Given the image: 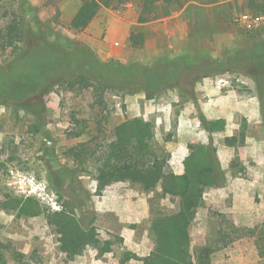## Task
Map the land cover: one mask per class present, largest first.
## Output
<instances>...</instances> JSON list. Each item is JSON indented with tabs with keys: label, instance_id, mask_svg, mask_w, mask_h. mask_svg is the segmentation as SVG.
I'll return each mask as SVG.
<instances>
[{
	"label": "rangeland",
	"instance_id": "obj_1",
	"mask_svg": "<svg viewBox=\"0 0 264 264\" xmlns=\"http://www.w3.org/2000/svg\"><path fill=\"white\" fill-rule=\"evenodd\" d=\"M27 1L33 7L29 19L36 15L58 35L46 47H35V56L49 50L64 54L67 49L66 55L76 56L80 44L102 62L153 67L180 59L224 60L264 38V0H184V6L172 8L169 17L149 23H138L140 10L134 3L119 10L101 7L83 31L70 26L78 0ZM17 4L18 0L0 2L10 17L18 11ZM124 23L129 26L128 38L121 34ZM8 60L0 58V66L8 69ZM19 68L4 71L0 81L19 82L23 78ZM195 78L192 92L169 89L152 98L110 90L105 105L99 107L83 78L59 74L42 96L47 108L42 127L24 111L0 104V163L6 165L0 170V243H11L30 264H120L125 252L148 257L155 248L150 236L153 216L176 213L178 200L163 198L160 189L145 192L129 183L98 193L91 173L94 163H85L80 154L85 146L91 152L106 148L118 125L141 117L153 124V146L168 157V169L176 174L184 172L193 147L212 143L217 148L224 181L205 194V205L190 227L192 250L199 253L216 244L223 230L228 235L226 247L213 255L212 264H264V107L256 84L231 71ZM209 120H225V130L209 132L204 125ZM72 132L83 133L72 138ZM76 152L81 156L73 155ZM66 166L78 172L87 190L80 205L71 206L72 212L85 226H91L94 218L100 240L114 243L112 253L100 257L97 250L86 247L69 258L44 216L19 218L4 206L7 196H33L46 210L62 211L68 198L49 185L48 177L50 168L60 171ZM7 259L14 264L11 255Z\"/></svg>",
	"mask_w": 264,
	"mask_h": 264
},
{
	"label": "trees",
	"instance_id": "obj_2",
	"mask_svg": "<svg viewBox=\"0 0 264 264\" xmlns=\"http://www.w3.org/2000/svg\"><path fill=\"white\" fill-rule=\"evenodd\" d=\"M78 1L80 6L70 23L71 28L77 31L87 29L101 7L119 10L134 3L140 10L138 23H149L169 17L172 8L182 7L185 3L184 0ZM17 5L18 11L13 17H10L6 7L0 6V58H9L8 69L0 66V77L4 71L11 72L20 67L23 78L22 81L8 84L0 81V104L31 115L38 127H42L47 118L42 96L49 92L55 76L59 74L66 76V79L76 76L83 78L92 88L96 103L102 107L105 105V94L110 90L145 93L150 98L169 89L192 92L198 81L196 75L213 76L231 71L255 82L256 95L264 107V38L224 60L212 57L180 59L175 62L165 61L153 67L139 63L125 66L114 61L102 62L88 47L80 44L76 56H73L75 53L66 55L69 52L67 49L64 54L49 50L36 57L33 53L35 47H46L50 38H57L58 35L36 15L29 19L28 13L33 7L27 0H18ZM64 56H68L70 62H66ZM28 67H32L31 71ZM204 125L211 133L223 132L226 128L225 120H209ZM82 133L72 132L69 137H80ZM153 140V124L136 117L115 128L114 141L106 148L100 147L96 152H91L85 146L87 150L80 152L85 163L90 160L94 163L91 173L97 182L98 193L117 183H129L139 185L145 192L160 189L163 198L178 200L176 213L167 215L159 212L152 218L150 236L155 242L153 252L144 258L125 252L120 264L132 260L143 264H212L213 255L226 247L228 235L221 230L216 244L206 245L199 253H195L189 232L199 210L205 205L206 192L224 181L217 148L212 143L193 147L185 160L184 172L176 174L168 169V157L155 150ZM77 154L81 156L79 152L73 155ZM2 169H6V165L0 163ZM49 170V185L59 195L68 198L62 211L53 213L46 210L33 196H7L4 206L19 218L44 216L49 226L60 236L61 252L69 258L75 257L86 247L97 250L100 257L112 253L114 243L111 240H100L93 227L94 218L89 222L91 226H85L71 210L80 205L82 197L87 196L78 172L68 166L60 171H52V168ZM219 243L224 245L220 246ZM7 254L12 256L14 264H30L11 243H0V264H10Z\"/></svg>",
	"mask_w": 264,
	"mask_h": 264
},
{
	"label": "crops",
	"instance_id": "obj_3",
	"mask_svg": "<svg viewBox=\"0 0 264 264\" xmlns=\"http://www.w3.org/2000/svg\"><path fill=\"white\" fill-rule=\"evenodd\" d=\"M226 1H231V0H224L223 2H226ZM247 2H248V0H247ZM254 6H252L251 8H253ZM253 10V9H252ZM263 14H264V12H263ZM91 24H93V22L91 23ZM91 24H90V26H91ZM124 31L121 33V34H123V36L125 37V38H128L129 37V26H128V24L127 23H124ZM110 43H112V42H110Z\"/></svg>",
	"mask_w": 264,
	"mask_h": 264
},
{
	"label": "built area",
	"instance_id": "obj_4",
	"mask_svg": "<svg viewBox=\"0 0 264 264\" xmlns=\"http://www.w3.org/2000/svg\"><path fill=\"white\" fill-rule=\"evenodd\" d=\"M55 204V203H54Z\"/></svg>",
	"mask_w": 264,
	"mask_h": 264
}]
</instances>
